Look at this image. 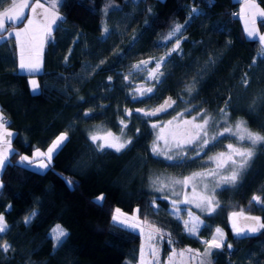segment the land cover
I'll return each instance as SVG.
<instances>
[{"label": "trees", "instance_id": "1", "mask_svg": "<svg viewBox=\"0 0 264 264\" xmlns=\"http://www.w3.org/2000/svg\"><path fill=\"white\" fill-rule=\"evenodd\" d=\"M11 2L0 0V11ZM257 2L264 8V0ZM193 8L199 12L183 32V51L174 53L162 68L165 75L158 91L151 98L133 99L131 93L145 84L147 73L130 75L129 83L124 77L131 66L156 58L171 46L174 41L160 42L175 23L189 20ZM233 12L238 9L232 0H63L59 13L64 20L55 25L51 41L46 40L43 70L35 75L38 93L30 90L29 76L17 69L13 36L0 42V110L14 132L11 164L0 173V214L9 226L0 236L14 251L0 252V264H136L141 233L114 224L115 208L126 213L139 208L143 222L162 230L166 252L170 247H188L204 254L203 241L219 227L232 248L204 255L207 263L264 264V229L236 237L230 220L232 212L243 210L264 221V205L252 202L254 195L264 200V148L256 150L252 167L237 185L215 190L220 207L210 216L199 215L208 227L201 228L198 236L190 235L170 212V201L150 189L153 167L179 174L195 168L191 147L178 161L151 151L155 141L151 125L171 110H206L223 124L219 109L231 97L228 123L243 120L251 131L264 134V49L258 39L245 36ZM105 25L112 33L106 39ZM258 27L264 30L259 22ZM209 57L215 62H209ZM245 74L247 87L241 83ZM167 96L176 104L158 116L135 111L154 110ZM125 109L132 116L125 117ZM122 118L128 125L123 135L132 144L127 156L115 162L114 151H97L89 134L121 133ZM63 132L68 140L46 170L16 162L22 154L46 149ZM67 180L74 186L69 187ZM101 194L105 199L99 205L95 201ZM153 197L158 210L150 206ZM33 212L26 224L25 217ZM57 224L69 235L63 246L54 248L50 232Z\"/></svg>", "mask_w": 264, "mask_h": 264}, {"label": "snow or ice", "instance_id": "2", "mask_svg": "<svg viewBox=\"0 0 264 264\" xmlns=\"http://www.w3.org/2000/svg\"><path fill=\"white\" fill-rule=\"evenodd\" d=\"M63 0H50L48 6L42 3L41 0H35V3H30L29 0H22L21 3H16L12 0L10 7L0 11V33L7 30V26H12L13 24H24L26 20L27 23L24 24L23 28H20L14 33L16 38L17 46L19 49V60L18 69L20 71L26 72L29 75L38 73L41 71V60L44 44L47 41H51L52 33L54 31L55 25L58 22H62L64 17L59 14V8L62 5ZM30 9L31 13L36 14L37 19H33L31 16L27 15L24 9ZM150 12L151 9H148ZM108 9H105V15H107ZM199 12V9L193 8L189 13V20H186L184 24L175 23L169 33L160 42L163 45H167L169 41H174V46L171 47L170 51H167L164 56L160 57L158 60L154 58H149L147 60H141L139 63L131 66V70L128 76H125V81H129V76L140 71H145L147 73L144 77L145 84L137 85L131 93L133 99H143L145 97L151 98L157 91V85L163 83V77L165 73L161 69L170 63L171 57L174 53H182L181 39L186 37L183 36V32L186 25L191 19L195 18V14ZM241 16L245 21V32L248 38L258 39L262 45H264V34L258 31L257 23L264 25V8H261L256 0H244L241 7ZM36 26L33 28V26ZM32 31L31 41L28 43V57H25V43L19 38L21 33H29ZM102 33L106 38H108L112 33L111 30L105 25L102 29ZM10 35H13L10 33ZM7 37H0V42L6 40ZM136 38H134L135 40ZM36 42V43H33ZM35 53V55H33ZM264 59V57H262ZM67 61V57L65 58ZM209 62L214 63L215 61L209 57ZM104 61H101L103 64ZM153 68H149V64H153ZM255 63V60L253 61ZM112 78L109 77V80ZM151 86H148V83ZM30 90L33 93L40 92L41 88L36 79H29ZM244 87L248 86L247 74L242 78L241 81ZM189 93L192 92V87L186 89ZM83 99V98H81ZM231 100L229 97L225 101V106L219 109L221 119L224 121L220 124L218 120L214 117L209 116L206 110L195 109L197 115L192 116L191 120H182L181 123L186 127L184 129L177 128L169 132L168 136L171 137V143L168 136L164 135L165 128L173 124L170 120L167 125H158L153 123L152 128H159V133L156 140L151 146V151L154 155H164L169 161L176 159L172 155H168V152L174 147L177 150L185 149L186 147H191L192 151L195 152L197 157L200 156V152L204 149H209L210 146H215L216 143H221V137L230 136L235 138L236 143H229L226 146V151L219 152L214 156L208 157V162H210L213 167L205 168L203 171L194 172L191 176L185 177L183 180L171 181L172 184L182 185L187 188L191 185V197L187 193H184V198L179 201L185 205L193 204L196 208L201 209L207 215L215 214L218 210L219 202L215 200V190L223 185L235 186L238 184L240 178L252 167V162L256 156V150L258 148H264V134L259 132H253L248 127L245 121H236L234 125H230L227 121L228 118V104ZM176 104L171 97L167 98L164 103L154 110L136 109L137 113L142 114L145 117H155L162 112H166L169 108H172ZM186 112L191 113L193 109H185ZM90 112H86L85 115H90ZM184 113H180L179 116L182 117ZM125 117L132 116V112L128 109L124 111ZM176 119V118H174ZM119 124L121 126V134L116 135L112 131H104L97 133H90L89 140L95 146L97 151H105L106 149H112L117 153L123 152L131 144V139L122 138L124 130L127 129L128 125L125 123V119H120ZM222 127V131L216 130L210 134V129ZM13 133L9 131L8 120L4 116L3 111L0 110V171L5 169L11 164L10 156L14 153L11 149V138ZM68 140L67 132H63L58 135L47 148L46 151H41L39 148L35 150L32 156L21 155L18 161L19 164H27L30 166H35L38 169L44 170L49 168L52 163L54 155L62 149L66 141ZM163 141L165 148L161 149L159 142ZM214 181V186L209 191L208 181ZM66 183L69 187L74 186V182L67 180ZM154 184L159 183V187L155 189L157 192L163 193L166 188L169 187L168 183L160 180L158 177L153 181ZM3 184L0 183V188ZM199 189V190H198ZM173 195L179 196L180 193L173 191ZM105 197L103 194L96 197V203L102 205ZM156 197L152 198L151 207L158 210L159 206L156 204ZM160 199H169L168 196H162ZM252 202L256 204L264 205V200L260 196L254 195L252 197ZM171 204L173 206V212L176 215L177 220L181 219V212L186 211L190 218L194 217L193 212L190 209L182 210L179 208L178 201L172 200ZM141 210L139 208L135 209L133 216H128L126 213L122 212L120 208H116L112 215V221L114 224H118L123 229H139L141 233L144 232L142 223L139 218ZM35 216V212L31 215L25 217V223L31 222L32 218ZM230 220H232V229L236 237H246L249 234H255L264 229V221L258 216H247L243 210L234 211L230 215ZM242 221V223H241ZM185 230L192 236H198L201 228H206L208 225L205 224L198 216H195L191 220L183 221ZM9 226L5 222L3 214H0V234L7 233ZM153 232L158 234L159 237L163 238V232L159 228H154L152 232L149 233L148 239L152 240L154 238ZM51 238L54 241V248L63 246L68 237V232L59 224L51 229ZM168 243L171 244V236L169 234ZM206 245V251L204 254L196 253L192 254L191 249L181 250L177 252L175 249L172 250V254L169 256L166 264H177L179 258L180 264H184L183 258L187 254L188 261H197V257H201L197 264H206L202 255L211 256L216 250H223L225 247L228 249L232 248L231 244H226L225 233L219 227L215 229V233L211 236V239L203 241ZM9 251H14L12 245L7 241H3L2 236H0V252L7 253ZM141 259L140 264H161L158 257V250L156 247L149 245V254L151 259L146 260L145 248L141 246ZM210 264V261L208 262Z\"/></svg>", "mask_w": 264, "mask_h": 264}, {"label": "rangeland", "instance_id": "3", "mask_svg": "<svg viewBox=\"0 0 264 264\" xmlns=\"http://www.w3.org/2000/svg\"><path fill=\"white\" fill-rule=\"evenodd\" d=\"M173 46H174V43L171 46H169L160 56H158V57H156L154 59L158 60L160 57L164 56L165 53L167 51H170L171 47H173ZM153 67H151V68H153ZM161 71H162V69H161ZM180 113H184V115L182 117H180L179 116ZM194 115H197V113H188L185 110H175L174 109V110H171L170 113H168V114H166L164 116H159L157 119L154 120V122L156 124H158V125L163 126V125H167V122L172 120L173 124L168 126L167 128H165V131H164V135L168 136L169 132H171L173 130H176L177 128L184 129L186 127H190V126L183 125L181 123V121L182 120H191L192 116H194ZM174 118H176V119H174ZM229 124L230 125H234L235 123H229ZM217 129L220 130V131L223 130L222 127L218 126L214 131L210 130V134L212 132H215ZM113 133H115L116 135H120L121 134V133H116V132H113ZM158 134H160L159 133V128H156L155 129V140H156V137H157ZM122 138H125L124 135H123ZM168 138H169V141L171 143V137L168 136ZM220 139L222 141L221 143H216L214 147L210 146V150L209 149H204L203 151L200 152V156L199 157H197L195 155V152L192 154V157H191V158H193L192 164L195 166V168H194V170H192L191 172H189L187 174H179V173H176V172L175 173H170V172H166L165 170L160 169L158 167H153L152 171H150V189L153 192H155L157 195H159V196H165V195L168 196L169 199H167V200L170 201V202L172 200H177L178 201V205L177 206L179 208H181L182 210L190 209L193 212L194 217L198 216L200 218L199 215L200 214H204L205 212L201 211V209L196 208L194 203L193 204H188V205H185L183 203H179V201H181L184 198V193H187L189 195V197H191V185H189L187 188H184L182 185L172 184L171 181L183 180L185 177L191 176V174L194 173V172L203 171V170H205V168L213 167V165L210 162H208V157L209 156H214V155L218 154L219 152L226 151L227 144L236 143L235 138L230 137V136L221 137ZM159 144H160L161 149L165 148V145H164L163 141H160ZM188 148L189 147H186L185 149H182V150H177V149H175L173 147L172 150L170 152H168V155H172V156L176 157V159H174V160H177V161L181 160V154H183ZM35 150H34V152H35ZM40 150L43 151L42 149H40ZM128 153H129V147L126 150H124L123 152H120V153H117V152L114 151L115 162L122 161L127 156ZM22 155H25V154H22ZM27 156H29V155H27ZM159 156H161L164 159H166L164 155H159ZM19 159H20V157L16 159V162H18ZM24 165L30 166V165H27V164H24ZM30 167H35V166H30ZM158 177L160 178V180H163L165 183L169 184V187L166 188L163 193L155 191V189L157 187H159L160 185H159V183L154 184L153 181L156 180ZM208 186H209V191H211V189L214 186V181L209 180L208 181ZM173 191H175L176 193H180V195L179 196L173 195L172 194ZM215 200H216V197H215ZM135 209H137V208H135ZM135 209H134L133 212H130V213H126L124 211H122V212L126 213L128 216H133V214L135 212ZM169 209H170V212L176 217V215L173 212L172 204L170 205ZM193 218H190L187 215L186 211H182L181 212L180 221L182 223L185 220H191ZM140 221L142 223V227L144 228V232L141 233L140 230H138V231L143 236L142 245L145 248V253H146L145 259L146 260L151 259V257H149L147 259V249L149 248V245H152V246L156 247L157 250H158V257H159V260H160L161 264H166V262L168 261V258H167L166 255H164L165 253H167L166 250H164L165 235H163V238L161 239L158 234L153 232L154 238L152 240H149L148 239L149 233L152 232V230L154 228H157V227L154 226V225H149L146 222H143L141 219H140ZM180 249L186 250V249H191V248L185 247V248H180ZM193 252L196 254L198 251L193 249ZM193 252H192V254L195 255ZM198 253H200V252H198ZM200 254H203V253L201 252ZM200 258L201 257H197V261ZM202 258L206 261L204 255H202ZM183 260H184L185 264H189V262L195 263V261H188L187 254L183 258Z\"/></svg>", "mask_w": 264, "mask_h": 264}, {"label": "crops", "instance_id": "4", "mask_svg": "<svg viewBox=\"0 0 264 264\" xmlns=\"http://www.w3.org/2000/svg\"><path fill=\"white\" fill-rule=\"evenodd\" d=\"M233 2H236L237 3V9H238V17H239V20H240V22H241V25H242V29H243V32H244V34H245V36L247 37V35H246V32H245V21H244V19L242 18V16H241V7H242V5H243V3H244V0H232ZM15 2L16 3H21L22 2V0H15ZM29 2L30 3H35V0H29ZM42 2V1H41ZM256 2H257V0H256ZM12 3V2H11ZM43 3V2H42ZM258 3V2H257ZM259 4V3H258ZM45 6L47 7L48 5L47 4H45ZM260 6V5H259ZM10 7V5L9 6H7L6 8H4L3 10H5V9H7V8H9ZM261 7V6H260ZM262 8V7H261ZM24 11H25V13L27 14V15H29V16H31L34 20L35 19H37V17H36V14H34V13H31V11H30V9H28V8H26V9H24ZM60 14V13H59ZM27 23V21L25 20L24 21V24H26ZM24 24H13L12 26H7L6 25V28L8 29V32H6V34L5 35H0V37H6V36H8V35H10V33L11 34H13L12 36H13V38L15 39V43H16V47H17V60H19V49H18V46H17V42H16V38H15V36H14V33L16 32V31H18L20 28H23L24 27ZM36 26L34 25L33 26V28H35ZM53 27H55V26H53ZM257 28H258V31L261 33V34H264V30H260L259 29V27H258V23H257ZM31 36H32V31L30 30L29 31V33H27V34H25V33H21V36H20V40L22 41V42H24L25 43V57L27 58L28 57V51H27V48H28V43L31 41ZM33 43H36V42H33ZM261 44V43H260ZM44 46H45V44H44ZM261 47L264 49V45H262L261 44ZM43 51H44V48H43ZM33 55H35V53H33ZM41 56H42V60H41V71L43 70V52H42V54H41ZM17 69H18V61H17ZM18 71L19 72H21V73H24V74H27L28 76H29V79H36V77H35V75L36 74H38V73H40V72H38V73H35V74H32V75H29L28 73H26V72H23V71H20L19 69H18ZM37 80V79H36ZM30 86V85H29ZM9 131H11L12 133H13V136H14V132L9 128ZM61 134V133H60ZM59 134V135H60ZM13 136H12V138H11V149H13L14 150V147L12 146V139H13ZM58 136V135H57ZM56 136V137H57ZM55 137V138H56ZM50 146V145H49ZM48 146V147H49ZM47 147V148H48ZM47 148L46 149H44L43 151H46L47 150ZM34 153V150H33V152L29 155V156H32V154ZM21 156V155H20ZM19 156V157H20ZM18 157V158H19ZM30 167V166H29ZM31 168H33V169H35V170H38V171H44V170H46V169H44V170H41V169H38V168H36V167H31ZM0 173H1V171H0ZM0 183H1V181H0ZM142 240H143V236L141 235V238H140V248H139V256H138V261H137V263L136 264H140V259H141V246H142ZM169 250H168V252L167 253H165L164 255H166L167 256V258H169V256L172 254V250L173 249H175L177 252H180V250H182V249H180V248H178V249H176V248H173V247H170V248H168ZM193 250V249H192ZM193 252V251H192ZM194 253V252H193ZM195 254V253H194ZM150 257V254H149V248L147 249V259ZM206 262V264H208L207 263V260L205 261ZM177 264H180V262H179V258H178V260H177ZM185 264V263H184ZM189 264H197V261H195V263H192V262H189Z\"/></svg>", "mask_w": 264, "mask_h": 264}, {"label": "built area", "instance_id": "5", "mask_svg": "<svg viewBox=\"0 0 264 264\" xmlns=\"http://www.w3.org/2000/svg\"><path fill=\"white\" fill-rule=\"evenodd\" d=\"M232 15H233V17H237L238 13L237 12H233Z\"/></svg>", "mask_w": 264, "mask_h": 264}, {"label": "water", "instance_id": "6", "mask_svg": "<svg viewBox=\"0 0 264 264\" xmlns=\"http://www.w3.org/2000/svg\"><path fill=\"white\" fill-rule=\"evenodd\" d=\"M167 98H169V96H167V97L165 98V100H166ZM165 100H164V101H165ZM164 101H163V103H164ZM163 103H162V104H163ZM162 104H161V105H162ZM161 105H160V106H161ZM241 223H242V221H241Z\"/></svg>", "mask_w": 264, "mask_h": 264}]
</instances>
